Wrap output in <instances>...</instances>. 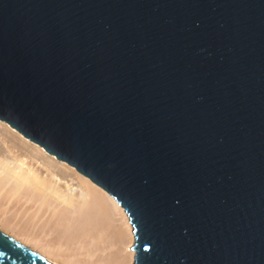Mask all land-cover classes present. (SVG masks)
<instances>
[{
	"label": "water",
	"instance_id": "1",
	"mask_svg": "<svg viewBox=\"0 0 264 264\" xmlns=\"http://www.w3.org/2000/svg\"><path fill=\"white\" fill-rule=\"evenodd\" d=\"M0 120L123 209L133 264H264V0H0ZM0 264H50L0 232Z\"/></svg>",
	"mask_w": 264,
	"mask_h": 264
},
{
	"label": "bare ground",
	"instance_id": "2",
	"mask_svg": "<svg viewBox=\"0 0 264 264\" xmlns=\"http://www.w3.org/2000/svg\"><path fill=\"white\" fill-rule=\"evenodd\" d=\"M0 228L55 264H133L116 201L1 120Z\"/></svg>",
	"mask_w": 264,
	"mask_h": 264
},
{
	"label": "rangeland",
	"instance_id": "3",
	"mask_svg": "<svg viewBox=\"0 0 264 264\" xmlns=\"http://www.w3.org/2000/svg\"><path fill=\"white\" fill-rule=\"evenodd\" d=\"M2 230H1V228H0V232H1ZM2 234H4V235H6V236H8V237H10V238H12L14 241H16V242H18L19 244H23V246H25V247H27L30 251H32V252H34V253H36V254H38L39 256H41V257H44L42 254H40V251L38 252L37 251V249H34V248H32V246H30L28 243H27V245L25 244V243H22L21 241H19L18 239L19 238H15V237H13V235H11L10 234V232H4V231H2L1 232ZM45 258V257H44ZM46 259V258H45ZM46 261V260H45ZM48 261V260H47ZM46 261V262H47ZM48 262H50V261H48ZM50 264H55V263H53V262H50Z\"/></svg>",
	"mask_w": 264,
	"mask_h": 264
}]
</instances>
